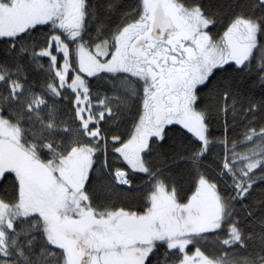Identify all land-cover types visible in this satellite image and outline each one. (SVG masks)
<instances>
[{
  "label": "snow or ice",
  "instance_id": "6c2138e0",
  "mask_svg": "<svg viewBox=\"0 0 264 264\" xmlns=\"http://www.w3.org/2000/svg\"><path fill=\"white\" fill-rule=\"evenodd\" d=\"M0 264H264V0H0Z\"/></svg>",
  "mask_w": 264,
  "mask_h": 264
}]
</instances>
